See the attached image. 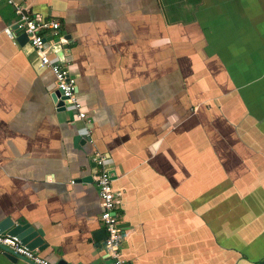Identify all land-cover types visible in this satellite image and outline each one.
Wrapping results in <instances>:
<instances>
[{
  "label": "crops",
  "instance_id": "0c3cea01",
  "mask_svg": "<svg viewBox=\"0 0 264 264\" xmlns=\"http://www.w3.org/2000/svg\"><path fill=\"white\" fill-rule=\"evenodd\" d=\"M16 5L59 23L65 41L48 31L46 49L74 77L86 118L56 111L50 70L21 33H4L17 15L0 0V224L28 225L51 263L113 264L101 251L98 153L126 264L263 261L264 0ZM0 264L31 263L0 250Z\"/></svg>",
  "mask_w": 264,
  "mask_h": 264
},
{
  "label": "built area",
  "instance_id": "2783aa9c",
  "mask_svg": "<svg viewBox=\"0 0 264 264\" xmlns=\"http://www.w3.org/2000/svg\"><path fill=\"white\" fill-rule=\"evenodd\" d=\"M5 2L14 9L17 15V20L14 24L15 29L17 33H22L26 36V44L29 50L36 54L37 67L50 70L54 79L53 90L59 94V97L64 102V107L71 108L74 119L78 121L85 120L86 113L82 110L78 101L74 77L70 74L67 66L52 62L47 49L44 48V44L47 43L44 35L48 31L51 32L50 40L54 36L57 37V43L63 39L58 35L59 23L57 21L32 18L21 11L20 7L16 5V0H5ZM4 33L14 41L15 34L10 29H4ZM91 162L95 168L93 184L100 202L99 221L104 232L101 247L102 254L104 258L110 259L113 264H126L122 260L119 251L120 228L116 216L118 204L112 190V178L107 169L106 159L103 155L95 153L91 158ZM0 246L31 264H54L21 245L16 238L6 234L0 233Z\"/></svg>",
  "mask_w": 264,
  "mask_h": 264
},
{
  "label": "water",
  "instance_id": "95a60500",
  "mask_svg": "<svg viewBox=\"0 0 264 264\" xmlns=\"http://www.w3.org/2000/svg\"><path fill=\"white\" fill-rule=\"evenodd\" d=\"M10 30L14 34L17 33V30L15 29V25L11 26ZM15 41L19 45H24V43L26 42V36L21 33L15 38ZM55 41L57 42V39ZM64 41H65V39L63 38L59 41V43H64ZM44 48H46V44H44ZM50 97H51L53 104L55 105V109L57 112L65 111L64 102L59 97V94L56 91H54L50 95ZM91 167H92L91 173L94 174L95 168H94L93 163H91ZM109 174L112 175L113 172L109 171ZM81 180L83 182L84 181L90 182L92 179H91V176L89 175V176H87V178H82ZM121 227H122V225L119 224V228H121ZM21 231H24L25 232L24 234L27 233L28 235L26 237H23L24 235L21 234ZM0 232H5V234L8 236H16V239L20 242V244L25 246L29 250H33L34 248L40 249L43 246L40 238L37 237L36 233L34 231H32V229L28 225H13L12 221H10L9 219H5L0 224ZM0 250L6 255V257L12 258V260H16V259L20 258L19 256H17L13 252L8 251L7 249H5L1 246H0ZM57 264H64V263L59 261ZM259 264H264V260L261 261Z\"/></svg>",
  "mask_w": 264,
  "mask_h": 264
},
{
  "label": "rangeland",
  "instance_id": "374dc122",
  "mask_svg": "<svg viewBox=\"0 0 264 264\" xmlns=\"http://www.w3.org/2000/svg\"><path fill=\"white\" fill-rule=\"evenodd\" d=\"M47 53H49V51L47 50Z\"/></svg>",
  "mask_w": 264,
  "mask_h": 264
}]
</instances>
